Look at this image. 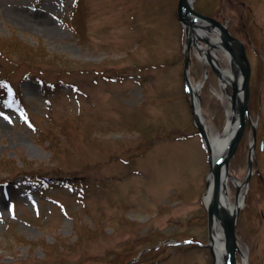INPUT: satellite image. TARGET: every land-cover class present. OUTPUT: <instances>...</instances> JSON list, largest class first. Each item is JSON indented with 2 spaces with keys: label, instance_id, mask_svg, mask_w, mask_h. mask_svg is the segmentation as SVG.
<instances>
[{
  "label": "rangeland",
  "instance_id": "rangeland-1",
  "mask_svg": "<svg viewBox=\"0 0 264 264\" xmlns=\"http://www.w3.org/2000/svg\"><path fill=\"white\" fill-rule=\"evenodd\" d=\"M176 5L0 0V264H123L137 254L124 264H213L208 152L184 87ZM193 6L245 44L256 140L247 183L253 127L228 172L243 195L237 264L243 249L248 264H264V0ZM207 49L217 67L230 64L224 47ZM188 55L204 124L219 132L230 85L195 45ZM29 172L43 173L40 183L20 177ZM228 182L235 201L239 187Z\"/></svg>",
  "mask_w": 264,
  "mask_h": 264
},
{
  "label": "water",
  "instance_id": "water-1",
  "mask_svg": "<svg viewBox=\"0 0 264 264\" xmlns=\"http://www.w3.org/2000/svg\"><path fill=\"white\" fill-rule=\"evenodd\" d=\"M192 1L193 0H177L176 8L178 19L180 20L181 26L185 30L183 56L184 80L188 82V84L190 83L189 79H187L186 77V74L189 61L188 54L192 44L197 47L198 52L203 51L209 65L216 71L219 78L225 80L221 72L215 67L214 61L211 58L209 50L207 48L201 49V45L197 44V39H201L207 45L212 46L210 40L205 34V30L210 29L211 26H215L220 29L222 47L226 49L229 55V59H232L237 64L241 73V79L238 85L233 80H225V82L230 85L231 91L229 93L230 110L228 118L224 125V127L227 126L229 128V136L223 153H221V151H218V144L215 141L213 142V148L209 144L207 139V131L205 128L206 126L204 125L201 116H199L200 100L198 94L196 91L193 92L192 87L189 91V102L193 117V123L197 127L202 138L203 145L208 151L209 170L207 172L206 177V190L203 194V201L206 208V221L208 232V241L206 245L208 246L209 251L212 255L214 264H237L236 252L239 251V248L235 235V218L239 209V205H237L232 212H227L225 207H223V205L221 204V189L223 188L224 177L226 175L229 176L228 161L229 158L235 152L237 144L242 136L246 118L250 123V117L247 108V101L249 96L250 67L247 56L245 54L243 43L239 39L233 37L228 31V29L220 21L195 10L192 5ZM200 84H198V86ZM195 102L198 104V110L195 108ZM218 133L223 132L220 131ZM253 139H255L254 128ZM250 171L251 161L249 154L248 171L244 183L247 182L248 174L250 173ZM207 194L209 195L208 200L206 198ZM216 220H218L221 225V229L223 232V247L225 248L224 257L222 261H220V263L216 262L217 260L215 256V250L212 243L213 224L216 222Z\"/></svg>",
  "mask_w": 264,
  "mask_h": 264
},
{
  "label": "bare ground",
  "instance_id": "bare-ground-1",
  "mask_svg": "<svg viewBox=\"0 0 264 264\" xmlns=\"http://www.w3.org/2000/svg\"><path fill=\"white\" fill-rule=\"evenodd\" d=\"M205 31H206L205 34H206L207 38L210 40L211 45L221 47L222 42H221V31H220V29L215 27V26H211L210 29H208V30L206 29ZM208 46H210V45H208ZM223 51H225V50H223ZM211 53H212L213 60L217 63V60L214 58V56L217 55L215 50H212ZM200 59L202 61L205 60L203 56H200ZM227 59L230 63L229 65H226V66L218 65L220 68V72H221L222 76L225 78V80H229V81L233 80L238 85L240 83V79H241L240 70H239L237 64L232 59H229V55L227 56ZM223 82H224V84H226L224 80H223ZM197 89H198V85H192L193 92L196 91ZM197 107H198V104L195 102V108L198 110ZM199 108H200L199 116H201V119L204 122V116L202 114L200 104H199ZM228 114H229V111H228ZM205 128L207 131V139H208V142L211 145V147L213 148V142L215 141L218 144V151L219 152L221 151V153H223L225 150L226 142L228 140V136H229V128L226 126L221 130V132H223V133L217 132L216 134L212 133L209 130V128H207V125ZM219 135H221V136H219ZM228 181L234 183L235 185L237 184L239 187V193H238V196H237L235 201H232L229 197V194H228L229 182ZM239 185H240V182L238 180H235L234 178H231L230 176H227V175L224 177L223 188L221 189V204L223 205V207H225V209L229 213L232 212L233 209H235V207L237 205H240L242 202V199H243L242 190H240ZM206 196H207L206 198L208 200L209 195L207 194ZM212 243H213V247L215 250V256H216V260H217L216 262L220 263V261H222V259L224 257L225 248L223 247V232H222L221 225H220L218 220H216V222L213 224ZM241 253H242V264H248L246 250H244V249L241 250Z\"/></svg>",
  "mask_w": 264,
  "mask_h": 264
},
{
  "label": "trees",
  "instance_id": "trees-1",
  "mask_svg": "<svg viewBox=\"0 0 264 264\" xmlns=\"http://www.w3.org/2000/svg\"><path fill=\"white\" fill-rule=\"evenodd\" d=\"M23 51L26 53V55H31L32 53H33V51L32 50H29V49H23ZM23 52V53H24ZM20 175H22L23 177H25V178H27V179H32V180H34V181H39V183H40V181H41V179L43 178V173H41V172H38V173H34V172H29V173H22V174H20ZM145 252H143V254H144ZM127 260H125L124 262H123V264L126 262Z\"/></svg>",
  "mask_w": 264,
  "mask_h": 264
},
{
  "label": "flooded vegetation",
  "instance_id": "flooded-vegetation-1",
  "mask_svg": "<svg viewBox=\"0 0 264 264\" xmlns=\"http://www.w3.org/2000/svg\"><path fill=\"white\" fill-rule=\"evenodd\" d=\"M240 143H241V140H240L239 144H240ZM239 144H238V145H239Z\"/></svg>",
  "mask_w": 264,
  "mask_h": 264
}]
</instances>
